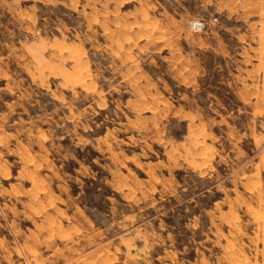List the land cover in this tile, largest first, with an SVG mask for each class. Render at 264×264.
Wrapping results in <instances>:
<instances>
[{
  "label": "rangeland",
  "instance_id": "rangeland-1",
  "mask_svg": "<svg viewBox=\"0 0 264 264\" xmlns=\"http://www.w3.org/2000/svg\"><path fill=\"white\" fill-rule=\"evenodd\" d=\"M0 264H264V0H0Z\"/></svg>",
  "mask_w": 264,
  "mask_h": 264
},
{
  "label": "built area",
  "instance_id": "built-area-1",
  "mask_svg": "<svg viewBox=\"0 0 264 264\" xmlns=\"http://www.w3.org/2000/svg\"><path fill=\"white\" fill-rule=\"evenodd\" d=\"M192 25H193V26H200V25H201V22L196 21V22H193Z\"/></svg>",
  "mask_w": 264,
  "mask_h": 264
}]
</instances>
